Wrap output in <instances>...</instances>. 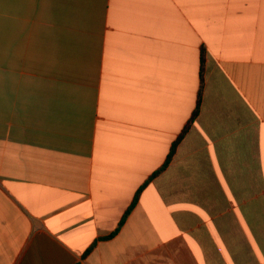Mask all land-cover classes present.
Segmentation results:
<instances>
[{
    "label": "crops",
    "instance_id": "obj_1",
    "mask_svg": "<svg viewBox=\"0 0 264 264\" xmlns=\"http://www.w3.org/2000/svg\"><path fill=\"white\" fill-rule=\"evenodd\" d=\"M0 264H264V0H0Z\"/></svg>",
    "mask_w": 264,
    "mask_h": 264
},
{
    "label": "trees",
    "instance_id": "obj_2",
    "mask_svg": "<svg viewBox=\"0 0 264 264\" xmlns=\"http://www.w3.org/2000/svg\"><path fill=\"white\" fill-rule=\"evenodd\" d=\"M203 64H204V59H203ZM199 107H200V100L198 101V104H197V109L195 110L194 114H193V117L192 119L190 120V122L188 123L187 125V130L188 128L190 127L191 123L194 121V119L197 117L198 113H199ZM169 164V159L167 160V162L165 163V165L157 172L153 175V177L151 178H154L155 176H157L158 174H160L166 167L167 165ZM140 193V192H139ZM139 193L137 194V196L135 197L132 205L130 206V208L127 210V212L125 213V216L123 218V220L121 221L120 223V227L119 229L121 228V226L125 223L127 217L130 215L131 211L133 210V208L135 207L137 201H138V198H139ZM119 229H117V231L113 234V236L119 231Z\"/></svg>",
    "mask_w": 264,
    "mask_h": 264
}]
</instances>
